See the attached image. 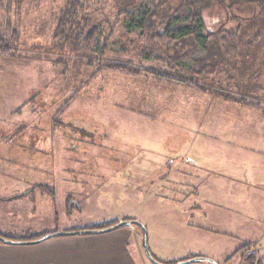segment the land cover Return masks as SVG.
I'll return each mask as SVG.
<instances>
[{
	"label": "rangeland",
	"instance_id": "1",
	"mask_svg": "<svg viewBox=\"0 0 264 264\" xmlns=\"http://www.w3.org/2000/svg\"><path fill=\"white\" fill-rule=\"evenodd\" d=\"M66 1L0 0V48L15 54L0 55V235L129 217L151 256L163 238L184 240L183 232L192 231V239L205 240L200 249L212 264H238L242 254L233 251L247 242H254L250 251L264 261V174L249 158L258 154L248 153L236 172L233 155L224 166L215 161L195 169L191 163L178 165L169 154L184 148L183 134L192 129H251L245 142L255 148L253 134L264 131L262 110L166 87L148 72H97L98 63L88 65L90 58L53 39L55 18ZM82 1L89 5L85 35L94 27L103 37L111 33L106 60L120 57L164 75L162 65L141 61L134 35L124 36L114 0ZM204 19L208 28L242 23L226 20L215 8L204 12ZM252 29L260 33L259 27ZM121 39L127 52L120 51ZM255 78L259 89L239 88L232 96L264 100V68ZM186 144L185 151L194 149ZM211 153L217 157L219 151Z\"/></svg>",
	"mask_w": 264,
	"mask_h": 264
},
{
	"label": "trees",
	"instance_id": "2",
	"mask_svg": "<svg viewBox=\"0 0 264 264\" xmlns=\"http://www.w3.org/2000/svg\"><path fill=\"white\" fill-rule=\"evenodd\" d=\"M20 1L16 0L17 3ZM114 1L116 14L123 16L125 22L124 36L134 35L141 44L138 53L141 61L162 65L164 75L143 70L140 66L120 60V57L106 60L104 56L111 33L103 37L102 29L94 27L85 35L89 25V5L82 0L66 1L55 18L53 39L61 43V46L68 47L70 53L81 58L84 56V59L90 58L92 61H87L88 65L98 63L97 72L111 70L133 76L148 72L162 84L203 91L226 101L252 105L264 113L263 99L259 101L255 98L249 100V96L245 95L240 96L245 99L232 96L239 88L249 93L252 88L256 90L261 87L253 79L264 68V0ZM213 8L220 10L226 20L240 19L242 23L234 28H224L223 24L216 28L206 27L204 12ZM254 26L259 27V34L249 32ZM3 37L0 31V42ZM121 42L120 51L124 53L127 43H123V39ZM1 54L15 56L8 49L0 48ZM184 72L190 76H180ZM192 76H196L198 80L189 78ZM216 76L222 77L221 82L215 81L218 80ZM208 82H211L210 85ZM114 224L106 222L70 232H102ZM43 236L45 235H0V238L17 243H31ZM252 247V243H245L234 253L241 252L242 264H264L263 259L250 251Z\"/></svg>",
	"mask_w": 264,
	"mask_h": 264
},
{
	"label": "crops",
	"instance_id": "3",
	"mask_svg": "<svg viewBox=\"0 0 264 264\" xmlns=\"http://www.w3.org/2000/svg\"><path fill=\"white\" fill-rule=\"evenodd\" d=\"M163 85L166 87L172 86ZM163 100L164 98H162V103ZM209 100L213 101L214 97ZM224 102L228 101L224 100ZM233 103L235 105L241 104ZM258 116H260V113ZM245 129H192L183 135L188 137L186 142H190L191 148L194 149L185 151L187 150V144L185 142L184 148H181L182 150H178L175 153L169 152V154L174 155V159H177L175 162L178 165H190L189 163H191L195 169L197 167H203L200 164H216L215 161L219 163V166H224L225 161L229 160L231 155H233V159L231 158V160L234 164V170L239 169L241 164L246 163L245 160L248 157V153H254L255 151L258 155L249 158L257 160L260 165L259 167L262 169L260 171L264 174V144L262 142L264 131L256 130L257 133H254L253 137L257 145L255 144V148H248L245 138L248 135H252V131L251 129ZM230 147L235 149L233 154L228 153ZM248 149L250 150L248 151ZM214 150L219 151L217 157L212 156L211 151ZM234 171L236 172L238 170ZM232 180L235 181L238 179L233 175ZM205 203V206H207V202ZM130 219L129 217H118L108 222L116 223L118 220L131 221ZM189 226L193 228L194 225ZM83 227L86 226H54L40 230L32 235L65 233ZM178 230L180 231V229ZM204 230L208 229L204 228ZM183 234H185L184 240L174 241L163 238L159 242V245L155 246L152 257L156 262H153L146 254L144 249V234L139 226L128 223L125 226L113 228L108 231L53 236L31 243H6L0 241V264H172L173 262H178L179 264L184 261H187L184 264H212V261L209 259L213 258H209L208 254L200 249L202 248V244L205 243V240L202 239V242L198 243L197 240L192 239L193 236H196L192 231L183 232ZM26 235L29 234L19 236ZM247 243L254 245V242ZM238 264H242V257Z\"/></svg>",
	"mask_w": 264,
	"mask_h": 264
},
{
	"label": "water",
	"instance_id": "4",
	"mask_svg": "<svg viewBox=\"0 0 264 264\" xmlns=\"http://www.w3.org/2000/svg\"><path fill=\"white\" fill-rule=\"evenodd\" d=\"M128 223L136 224L135 221H126V220H122V221L117 222L116 224L112 225L110 228L106 229L105 231L111 230V229H113V228H118V227L125 226V225H127ZM90 233H93V232H92V231H89V230H86V231L84 230V231H81V232H80V234H90ZM76 234H77V232H65V233L47 234V235L43 236L42 238H40L38 241H41V240H43V239L50 238V237H53V236H60V235H76ZM0 240H1L2 242H6V243H17V242L8 241V240H6V239H2V238H0ZM18 243H24V242H18ZM144 249H145L146 254L148 255V257H149L153 262H156V261L152 258V256L149 254L148 249H147V247H146V243H144ZM186 262H187V261H184V262H181V263H179V264H184V263H186Z\"/></svg>",
	"mask_w": 264,
	"mask_h": 264
}]
</instances>
